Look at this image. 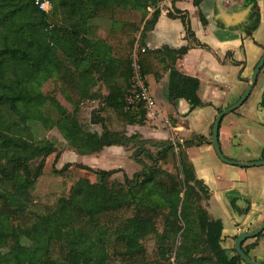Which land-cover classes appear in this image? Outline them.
<instances>
[{
  "label": "trees",
  "instance_id": "obj_1",
  "mask_svg": "<svg viewBox=\"0 0 264 264\" xmlns=\"http://www.w3.org/2000/svg\"><path fill=\"white\" fill-rule=\"evenodd\" d=\"M51 1L45 12L35 0H0V264H242L236 250L230 255L223 247L221 228L205 207L208 186L187 154L205 137L174 144L126 132L128 124L147 119L143 103L137 108L127 103L137 43L143 78L159 76L157 61L204 46L190 27L188 12L169 13L181 18L188 44L151 50L145 37L163 0ZM203 1L193 0L197 7ZM97 17L112 21L104 38L91 24ZM200 18L207 23L202 12ZM166 68L169 98H185L191 109L201 105L200 80L170 64ZM57 91L73 111L55 97ZM91 99L100 101L90 121L102 132L86 129L79 119L81 105ZM49 103L57 112L54 121L45 113ZM33 121L48 129L57 126L65 149L79 154L124 146L141 169L120 180L113 178L116 169L76 162L58 167L63 150L33 138ZM29 131L30 138L21 135ZM55 154L54 167L47 169L46 159ZM3 159L12 160V166ZM170 160L175 172L163 167ZM263 234L250 245L243 243L247 254Z\"/></svg>",
  "mask_w": 264,
  "mask_h": 264
},
{
  "label": "crops",
  "instance_id": "obj_2",
  "mask_svg": "<svg viewBox=\"0 0 264 264\" xmlns=\"http://www.w3.org/2000/svg\"><path fill=\"white\" fill-rule=\"evenodd\" d=\"M174 9L188 12L190 27L197 40L204 46H194L183 57L174 58L172 61H157L160 75L149 74L144 78L154 105L146 107L147 119L143 124H128L126 132L128 135L140 134L149 140H172L174 144H183L185 140L197 136L205 137L204 143L187 148V154L194 165L196 176L208 186L209 199L205 202V207L221 228L222 245L230 255H233L238 233L253 231L264 220V165L240 167L222 161L211 144L212 127L217 114L235 103L244 93L253 70L264 53V0H204L200 7H197L193 0H163L160 3L161 13L154 28L146 33L147 48L156 50L167 46L179 49L188 44L186 28L181 18L169 15ZM152 12L153 9L150 8V13ZM200 12L206 17L207 23L201 21ZM252 27L255 28L250 35L248 30ZM139 44L138 42L133 53V60L137 58ZM168 64L200 80L198 95L202 101L201 105L191 109L185 98L175 100L169 98V71L166 70ZM102 93H106L105 89H102ZM263 99L264 97L258 101L255 111H247L256 116L255 119L262 125H264V106L261 104ZM88 101H97L94 109L99 107L98 99ZM239 108L232 111L236 116L234 126L229 122L228 126L223 127L221 123L219 133L221 149L225 156L233 160L264 159V150L260 152L250 147H247L246 153L250 154L247 158L235 156L237 149L232 144V138H236L235 145H242L243 132L240 130L239 121L249 115L247 112L246 114L240 112ZM239 116L240 119L237 118ZM92 125L97 127L90 130L102 132L100 125ZM246 137L257 141L260 148L264 146V135L257 136L247 129ZM246 143L250 144V141ZM112 146L118 147L114 153L112 152L113 156H126L134 160L132 150L124 146ZM108 147L110 146L91 154H100ZM70 151L76 153L64 148L61 156L64 157L66 152ZM82 164L91 166L87 163ZM138 166V169L130 173L120 164L109 169L91 167L125 170L124 175L132 176L141 169L139 164ZM255 241L256 238H250L244 245H250ZM248 255L264 263V238L257 240V244L249 249Z\"/></svg>",
  "mask_w": 264,
  "mask_h": 264
},
{
  "label": "rangeland",
  "instance_id": "obj_3",
  "mask_svg": "<svg viewBox=\"0 0 264 264\" xmlns=\"http://www.w3.org/2000/svg\"><path fill=\"white\" fill-rule=\"evenodd\" d=\"M91 24L96 25L98 27V35L101 38L106 37L113 28L112 21L105 19V18H93L91 20ZM134 62V61H133ZM254 71V70H253ZM102 86V84H100ZM132 88L134 90V87L132 85ZM55 97L63 104L67 109L70 111H73L74 107L71 105L65 98L64 94L60 93L57 91L55 93ZM264 97V69L260 72L257 83L252 90L251 95L248 97V99L245 101L244 104L240 106L239 110L240 112L246 114L247 111H255L257 109L258 101L261 100ZM97 101H85L81 105V108L79 110V119L81 123L84 125L86 129H93L95 130L97 126H94L90 122L91 118V112L96 107ZM45 113L49 115L52 118V121L56 120L57 118V112L56 110L52 107V105L49 103L46 108H45ZM248 113V112H247ZM249 114V113H248ZM247 114V115H248ZM234 112L228 113L223 121L222 125L223 127L228 126L229 122H231V125L234 126V122L236 123V116H234ZM254 115V114H253ZM241 118V116L237 117ZM256 116H252L251 114L248 115L247 118L242 119L239 121V126L240 130L243 132V143L242 145H235L236 144V138H232V144L234 145V148L237 149V152L235 156L238 158H247V155H250L247 152V147H250L252 150L256 149L257 151L260 150L262 152L264 150V146L260 148V145L257 143L255 140H251L246 137V130L249 129L252 131L253 134H257V136L264 135V125L260 124L257 119H255ZM20 123V122H19ZM55 123V122H53ZM52 123V124H53ZM32 126V133H33V138L36 140H41L46 142H53L55 143L56 147L58 148V151H61L65 148L66 146V141L63 137V134L61 131L58 129L57 126H54L52 128H46L42 126L41 123H38L37 121L31 122ZM233 132V129H231ZM235 133V129H234ZM21 135L24 137L30 138V131L29 132H21ZM250 141V144H247L246 142ZM259 141V140H258ZM212 144V143H211ZM198 146V145H194ZM213 146V144H212ZM244 146V147H243ZM214 148V147H213ZM245 148V149H244ZM118 149L117 146H110L104 150V152L100 154H90V155H79L74 152H66V155L64 157L61 156L59 162L57 163L58 167H61L64 163L68 161H76V162H82V163H87L93 167H101L105 169H109L111 166H117V164L124 165L127 168V171L130 173L131 171H134L138 169V164L131 159H128L126 156H121V157H115L112 154ZM113 152V153H112ZM64 154V153H63ZM69 156V157H68ZM227 157V156H226ZM56 158L55 155H51L46 159V168L51 169L54 167ZM65 161V162H64ZM13 161L10 159H3L2 164H4L7 167L12 166ZM164 167L172 172H175L176 169L172 163V160L169 161ZM125 171V170H123ZM123 171L117 172L113 178L123 180L124 179V173ZM83 174L88 177L91 181H96V175L93 173H90L88 171H84ZM183 195V194H182ZM264 238V234L261 235L260 239ZM197 247L200 251L203 250L204 244L203 241L200 239L197 240ZM153 241H150V246L152 247Z\"/></svg>",
  "mask_w": 264,
  "mask_h": 264
},
{
  "label": "water",
  "instance_id": "obj_4",
  "mask_svg": "<svg viewBox=\"0 0 264 264\" xmlns=\"http://www.w3.org/2000/svg\"><path fill=\"white\" fill-rule=\"evenodd\" d=\"M257 24V20H255L254 25ZM264 68V53L262 57L260 58L259 62L257 63L256 67L254 68V71L250 77L249 83L244 91V93L241 95V97L233 104L229 105L228 107L222 109L216 116L213 127H212V139L211 143L213 144L214 150L218 157L224 161L225 163L237 165L240 167H254V166H262L264 165V159L261 160H255V161H239V160H233L228 157H226L221 149L220 141H219V133H220V126L222 123L223 118L230 112L238 109L242 104L245 103V101L248 99V97L251 95L252 90L254 89L259 74ZM264 232V220L263 222L253 231H241L238 233L235 242H234V248L237 252V254L241 257V259L246 264H264L262 262H258L250 255H248L244 249H243V243L250 239L258 237L261 233Z\"/></svg>",
  "mask_w": 264,
  "mask_h": 264
},
{
  "label": "built area",
  "instance_id": "obj_5",
  "mask_svg": "<svg viewBox=\"0 0 264 264\" xmlns=\"http://www.w3.org/2000/svg\"><path fill=\"white\" fill-rule=\"evenodd\" d=\"M35 3L40 10L45 12H49L52 8L51 0H35ZM132 66L134 70V90L127 97L128 107L137 108L140 103H143L145 107H152L154 105V100L146 87L145 80L140 72V66L137 62V58H135Z\"/></svg>",
  "mask_w": 264,
  "mask_h": 264
}]
</instances>
